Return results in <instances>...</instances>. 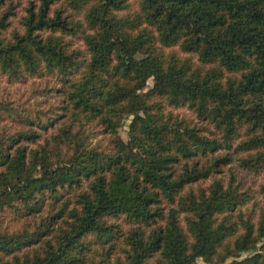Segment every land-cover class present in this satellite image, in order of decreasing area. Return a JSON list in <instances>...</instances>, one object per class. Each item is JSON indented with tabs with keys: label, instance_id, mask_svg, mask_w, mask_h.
Returning a JSON list of instances; mask_svg holds the SVG:
<instances>
[{
	"label": "trees",
	"instance_id": "trees-1",
	"mask_svg": "<svg viewBox=\"0 0 264 264\" xmlns=\"http://www.w3.org/2000/svg\"><path fill=\"white\" fill-rule=\"evenodd\" d=\"M136 1L32 0L12 29L0 0V74L51 75L58 100L0 101V264H264L232 174L264 171V0Z\"/></svg>",
	"mask_w": 264,
	"mask_h": 264
},
{
	"label": "rangeland",
	"instance_id": "rangeland-1",
	"mask_svg": "<svg viewBox=\"0 0 264 264\" xmlns=\"http://www.w3.org/2000/svg\"><path fill=\"white\" fill-rule=\"evenodd\" d=\"M17 2L18 8L16 11V17H14L11 21V28L20 29V25L18 23L19 18L25 13V6L29 1L32 0H13ZM37 1V0H33ZM63 3V0H56L55 7L60 6ZM138 9L137 1L130 0V5L126 10V13L129 15H133ZM8 32L5 33V36H8ZM66 40L71 42L72 48H78L85 54V47L82 43V40L77 37L66 36ZM176 52L182 58L187 57V54L181 53L177 47L172 49H165V52ZM197 61L195 56H193V62ZM55 86V80L51 77V75H43V76H28L24 75L21 79L11 80L8 79L5 75L0 74V101H4L7 105L12 108L14 112H18L19 114H30L31 116L38 113L42 115V113L46 111L50 112L49 109H53L57 104V98L53 96V92H48L50 88ZM152 86V79L147 81V90ZM51 90V89H50ZM40 111V112H39ZM12 112L9 116H14L15 113ZM175 114H180L181 116L192 117V113L185 108H180L172 111ZM7 114L6 122L11 121V117ZM131 118V117H130ZM130 118L126 119L123 122V125L119 128V135L123 140H127V131L128 124L130 122ZM88 133L90 132V138L87 142L91 147H101L106 148L109 147V136L102 134L100 131V127H92V129H88ZM233 176L235 178L234 183L238 185L239 191H245L250 196V199L247 203L242 207V210L245 214L250 213L252 218L256 220L258 216L262 214L264 211V195L261 191V187L264 185V171L259 173H253L244 171L238 168L233 163ZM226 170H224L223 181L226 182ZM212 179H208L202 182L200 185L202 188L207 187L211 183ZM235 219V218H234ZM245 254H243L244 256ZM199 264H207L202 259H198Z\"/></svg>",
	"mask_w": 264,
	"mask_h": 264
}]
</instances>
